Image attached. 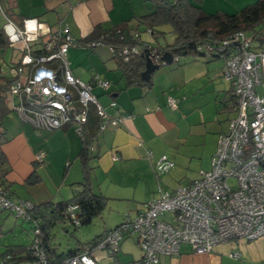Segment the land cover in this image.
I'll return each mask as SVG.
<instances>
[{
	"label": "built area",
	"instance_id": "2783aa9c",
	"mask_svg": "<svg viewBox=\"0 0 264 264\" xmlns=\"http://www.w3.org/2000/svg\"><path fill=\"white\" fill-rule=\"evenodd\" d=\"M0 13L5 20L2 29L6 39L10 45L19 42L22 51L8 90V101L21 121L40 130L72 123L80 133L90 108L100 117V132L116 128L129 116L109 113L91 91L94 85L108 89V79L96 74L88 83L73 75L67 51L74 45V38L66 25L51 29L36 18L16 22L1 5ZM43 36L49 39L43 41ZM232 37L236 45L223 42L217 52L222 60L221 76L231 84L234 115L218 135L209 169L174 189L158 185L157 197L146 202L133 218H125L97 245L72 255L66 264H99L95 251L114 255L127 235L136 237L142 251L137 264H160L162 256L179 255L183 244L195 253H207L230 240L248 241L264 236V42L254 45L242 31ZM108 48L114 52L111 46ZM176 102L173 97L167 98L171 108ZM109 106L115 108L116 101L112 99ZM146 157L152 158V153L147 151ZM36 159L42 161L43 153ZM174 165L162 154L155 161V170L161 174ZM32 207L28 200L7 197L0 188V211L30 221L28 211ZM76 207L71 204L67 211L78 223L74 216ZM33 231L29 249L34 257L30 264H50L41 247V229L36 221ZM230 256L240 258L241 253L236 249ZM0 264L15 263L10 253H3Z\"/></svg>",
	"mask_w": 264,
	"mask_h": 264
},
{
	"label": "crops",
	"instance_id": "0c3cea01",
	"mask_svg": "<svg viewBox=\"0 0 264 264\" xmlns=\"http://www.w3.org/2000/svg\"><path fill=\"white\" fill-rule=\"evenodd\" d=\"M212 1L217 6L210 7L228 13L236 12V9L243 5L239 4L243 0H228L226 6L220 0H211L210 3H213ZM205 2L206 0H203L202 9L206 12H215L206 8ZM2 5L18 20L36 18L51 29L66 25L75 40L74 45L67 51L73 75L88 83L93 81L96 74L108 79L110 81L108 89L94 85L91 91L109 113L129 115L116 128L108 127L101 131L92 147V152L96 154L91 161L94 192L112 198L119 195L115 189L126 186L127 194L121 195L141 194L145 197H157L158 185L166 188L164 183H169L168 177L163 179V183L160 178L162 174L158 176L155 172V161L162 154L175 163L165 176L175 174L173 171L176 169V163L188 164L193 156L204 151H207L205 162L197 175L209 169L218 135L226 129L227 120L231 117L227 118L225 113L232 112V109L221 110L224 99L231 92L230 82L220 74L221 59L186 57L181 59L180 65H163L154 72L151 88L146 89L140 85L126 86L125 78L117 69L108 46L105 45L112 59L110 61L112 65L109 66V62L103 60L105 51H99L98 56L90 53L94 52L98 45L87 47L81 43L96 25L108 29L127 20L129 26L135 28L138 23L137 17L151 11L150 1L2 0ZM164 26L166 29L168 25ZM156 27V31L164 33L162 26ZM160 36L156 38L157 41ZM143 38L151 39L145 34ZM48 39L47 36L42 38L43 41ZM82 47L90 49V52L84 53ZM168 97L177 100L174 108L168 105ZM112 99L117 103L115 108L109 106ZM27 126L31 129L19 126L15 127L18 128L15 130L8 123V119L3 118L1 123L3 131L1 149L9 167L5 179L9 184L11 197L31 199L34 203L70 198L74 191V183L80 181L82 177L78 158L82 142L74 126L66 125L54 130H37L31 125ZM193 147L196 150L193 151ZM147 151L152 153V158L146 157ZM40 153L44 155L42 163L36 160ZM34 170L39 178L30 182L27 178ZM58 173L61 174V178ZM195 177H192L190 182ZM98 181L105 183L103 190L101 185L96 186L97 183L100 184ZM64 186L69 190L68 198L64 197L66 193ZM112 186L115 187L114 190H111ZM238 246L242 254L248 252L250 245L241 241ZM209 254L208 252L197 254L188 244H183L177 256L179 264H194V261L189 259L186 262L183 258L185 256L208 258ZM103 255L95 251L97 258ZM260 259L263 260L264 255L261 254Z\"/></svg>",
	"mask_w": 264,
	"mask_h": 264
},
{
	"label": "trees",
	"instance_id": "16d2710c",
	"mask_svg": "<svg viewBox=\"0 0 264 264\" xmlns=\"http://www.w3.org/2000/svg\"><path fill=\"white\" fill-rule=\"evenodd\" d=\"M147 1L151 2L152 9L137 17L138 23L135 28H131L127 20H123L108 29H103L100 25H96L91 33L81 40V43L87 47H95L96 45L93 44L99 42L102 45L113 48L112 58L115 59L117 69L120 70L122 76L125 78L126 86L140 85L146 89L151 88L153 74L156 70L151 74L149 80L141 78L145 60L140 53L145 50L149 51L152 61L161 67L163 65H180L182 64L181 59L186 57L192 59L205 57L209 59H221L220 51L217 52V48L222 46L223 42L228 43V46H235L236 42L232 36L238 31L251 33L250 37L252 41L257 40L256 45L264 42V32L262 27H258L264 21V0H255L232 13L222 10L206 12L201 6L203 0ZM0 5L4 13L10 18L16 22L21 21L14 18L11 12L2 7V0H0ZM164 24L171 26L174 38L170 43L161 44L156 38L162 35V32L156 31L155 27ZM143 34L154 39V42H152V39L147 40L143 38ZM9 46L10 43L6 39L1 26L0 54L5 52ZM133 48H137L138 51L133 52ZM165 52H169L172 55L173 60L170 64H164V61L161 59V56ZM15 64L13 63L11 67H14ZM12 80V75L8 76L0 73V188L6 193L7 197L16 200L11 197L9 184L5 179L9 167L5 154L1 149L3 140L1 123L4 116L9 112L8 90ZM230 91V95L224 99L221 110L232 109L234 101L232 88ZM66 125L74 124L68 123L61 127ZM99 125L100 117L96 115L94 109L90 108L87 122L83 124L80 133H78L82 142L78 155L82 177L80 181L74 183L75 187L72 196L58 201L33 202V207L28 211L31 216L30 221L33 224L36 221L41 229L39 235L41 247L44 249L50 264H66L65 261L69 257L87 248H93L104 238L109 230L118 227L123 222L121 221L114 227L103 230V232L94 236L86 243L78 244L66 250L60 251L58 245L54 242L55 238L52 229L55 225L63 223H71L74 227L86 225L95 216L101 214L109 199L101 193L94 192L92 188L93 167L91 166V161L96 156L92 152V147L100 134ZM37 161L42 163L43 159L42 161ZM156 174L160 176L157 172ZM38 178L39 175L34 170L27 180L34 182ZM71 204L77 206L74 210V216L78 223L74 222V219L69 216V212L67 211V208ZM3 253H10L15 264L19 262H31L34 257L32 251L29 249V245L25 244L9 245L5 250L0 252V255ZM114 256L116 257V254ZM117 261L123 264L118 259Z\"/></svg>",
	"mask_w": 264,
	"mask_h": 264
},
{
	"label": "rangeland",
	"instance_id": "374dc122",
	"mask_svg": "<svg viewBox=\"0 0 264 264\" xmlns=\"http://www.w3.org/2000/svg\"><path fill=\"white\" fill-rule=\"evenodd\" d=\"M254 1L255 0H243L241 3H239L243 5L236 10L238 11L243 6L250 4ZM210 2L211 0H206L205 2L206 8L212 11H216V9H213L214 7H210L211 5L212 6L215 5L214 2L213 1H212L213 3ZM220 2L223 3L224 6H226L228 0H220ZM224 8L229 9L228 7H224ZM4 22L5 20L3 19L0 13V27ZM164 25H168V24H164ZM164 25H159V27L162 26L163 28ZM166 27H167L166 29L163 28L164 33L159 37V41L161 44L170 43L173 41L174 38V35L171 32V26L168 25ZM258 27H262V30L264 32V21ZM250 34L251 33L246 32L247 36H250ZM152 42H154L153 39ZM253 44L256 45L257 40H254ZM81 49L84 53H86L85 51L90 52V49H87L85 47L84 48L82 47ZM102 50L105 51V56L103 58L104 62H109L108 66L112 65V63H110V61L112 60L109 56L110 52L108 51V48L105 45H98L94 49V52L91 51L90 53H95V55L98 56L100 54L99 51ZM21 54L22 51L20 49L19 42L10 45L5 50V52L0 54V73L8 76L14 75L15 68L11 66L13 65L14 62L18 61L21 58ZM82 59L85 60V58ZM67 60L70 63L68 52H67ZM8 107H9V112L7 113L8 115L4 117V119L5 120L8 119V123L15 130H18V128L15 127H19V126L20 127L25 126L28 129H31L29 126H27L28 123L21 121L17 111H15L12 108L11 103L9 101H8ZM225 114L227 115V118H229L230 116L234 115V112L226 111ZM192 149L193 151L196 150L195 147H193ZM206 155H207V151H204L196 155L195 157L193 156L189 160L188 164L176 163V169L173 171V173L175 174L173 175L171 173L170 175L167 174L165 176L167 172H163L161 173L162 176H160L161 181L164 183L163 179H165V177H168L169 180H167V182L169 183H164L166 184L165 186L167 189L176 188V186L178 187L179 184H187L188 182H190V179H192V177L194 176L198 177L197 174L200 171V167L204 165L205 162L204 160ZM55 176L56 175H54V177ZM58 176L61 178L60 173H58ZM231 182L232 180L230 181V183ZM99 183L100 184L97 183L96 186L101 185V188L103 190L105 188V183L102 181H100ZM114 188L115 187L112 186L111 190H114ZM64 191L66 192L64 197L68 198L70 195H69V190L66 186H64ZM126 191H127L126 186L119 187V189H115V192L118 193L119 195L109 198L101 214L95 216L92 219V221L86 225H80L78 227H74V225L71 223H63V224L55 225L52 229V233L54 234V238H55L54 242L58 245L59 250L60 251L66 250L78 244L86 243L89 240H91L94 236L103 232V230L112 228L115 225L119 224L125 218L127 217L133 218L136 215L137 211L142 209L144 207V204L148 200H151L154 197H156V196L145 197L144 195L141 194H137L134 196L121 195L123 193L127 194ZM15 199L28 200L31 203H33L31 199H25V198H15ZM33 227H34L33 222L24 220L23 218L20 217H16L14 214L9 213L7 211H2L0 213V252L5 250L9 245H14V244L29 245L33 237V232H34ZM241 241L247 245H250L248 248V252L242 253L240 258H234L230 256V252L235 250V248L239 250L238 245L239 242ZM218 245L219 246L216 245L214 247L215 249H213V251L208 252L210 253L208 258H205L204 256H185V258H183V261L187 262L190 259L191 261H194V264H264V259L263 260L260 259L261 254L264 255L263 254L264 236L248 241L239 240V239L230 240L228 242L220 243ZM97 252L103 253L102 251H97ZM141 255H142V251L140 250L136 237L134 235H127L120 242L119 251L116 253V257L114 255L104 254L102 257H98L99 260L98 263L115 264L116 263L115 261H117L118 259L123 264H135L141 258ZM179 262L180 261L177 255L172 256L170 258H167L166 256H162L160 264H179ZM18 264H30V262H19Z\"/></svg>",
	"mask_w": 264,
	"mask_h": 264
},
{
	"label": "water",
	"instance_id": "95a60500",
	"mask_svg": "<svg viewBox=\"0 0 264 264\" xmlns=\"http://www.w3.org/2000/svg\"><path fill=\"white\" fill-rule=\"evenodd\" d=\"M140 55L144 57L145 60L144 70L141 72V78L143 80H149L151 74L159 68V65L152 61L148 50L140 53ZM161 59L164 61V64H170L173 60L172 55L169 52L163 53Z\"/></svg>",
	"mask_w": 264,
	"mask_h": 264
}]
</instances>
